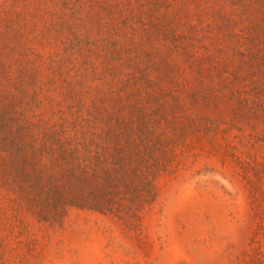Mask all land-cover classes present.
<instances>
[{
  "label": "rangeland",
  "instance_id": "rangeland-1",
  "mask_svg": "<svg viewBox=\"0 0 264 264\" xmlns=\"http://www.w3.org/2000/svg\"><path fill=\"white\" fill-rule=\"evenodd\" d=\"M63 123L154 147L142 208L39 212L11 150ZM0 264H264V0H0Z\"/></svg>",
  "mask_w": 264,
  "mask_h": 264
},
{
  "label": "trees",
  "instance_id": "trees-1",
  "mask_svg": "<svg viewBox=\"0 0 264 264\" xmlns=\"http://www.w3.org/2000/svg\"><path fill=\"white\" fill-rule=\"evenodd\" d=\"M67 130L65 123L55 125L36 145L22 142L31 134L23 126L24 138L16 139V148L11 150L13 162L21 168V180L29 188L30 201L39 212L57 214L75 206L134 214L142 208L153 191L154 179L166 165L154 158V147H147V157H140L137 152L143 143L115 139L110 146L98 145L96 150L93 144L86 146L90 157H80Z\"/></svg>",
  "mask_w": 264,
  "mask_h": 264
}]
</instances>
